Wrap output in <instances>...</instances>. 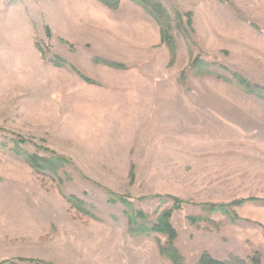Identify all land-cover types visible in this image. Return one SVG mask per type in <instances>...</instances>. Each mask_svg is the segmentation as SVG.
<instances>
[{
	"label": "rangeland",
	"instance_id": "374dc122",
	"mask_svg": "<svg viewBox=\"0 0 264 264\" xmlns=\"http://www.w3.org/2000/svg\"><path fill=\"white\" fill-rule=\"evenodd\" d=\"M159 1L0 0V264H264V0Z\"/></svg>",
	"mask_w": 264,
	"mask_h": 264
},
{
	"label": "trees",
	"instance_id": "16d2710c",
	"mask_svg": "<svg viewBox=\"0 0 264 264\" xmlns=\"http://www.w3.org/2000/svg\"><path fill=\"white\" fill-rule=\"evenodd\" d=\"M100 2H102L104 5H106L108 8H112V9H116L118 4H119V0H99ZM133 2H135L136 4L140 5L142 8H144L145 11H147L148 14L152 15L155 20L158 22L159 26H160V34H161V39L162 42L165 43L168 47L172 48L173 45H175V41L172 37V28L170 25L171 19H170V14L169 12L163 7V5L161 4V2L159 0H132ZM180 16V15H178ZM181 17V16H180ZM182 18V17H181ZM237 84L239 83L241 85V87H243L244 90H246L247 92H250L251 90V86L250 84H248L247 82L243 81L242 79H240V77H237L235 80ZM253 88V87H252ZM28 161L35 165L38 163H41V159L37 156L28 157ZM110 201H115L116 197H114L112 194L109 197ZM71 201H73L71 199ZM133 217V216H131ZM130 217V219H131ZM133 225H135V223H133ZM132 227H136L133 226ZM160 224L157 226H154L153 229L148 228L144 225H138L137 228L134 230H131L132 232H135L137 234H146V233H150V231H158V232H164L168 238H169V244L164 246V248L161 249V253L168 256L169 258L172 259L174 264H183L182 260L179 256V253H177V249H174L173 246V240L175 239V233L173 232H165V230L167 229V226H163L161 228ZM200 264H222L218 261H214L212 259H208L206 261H202V263Z\"/></svg>",
	"mask_w": 264,
	"mask_h": 264
}]
</instances>
